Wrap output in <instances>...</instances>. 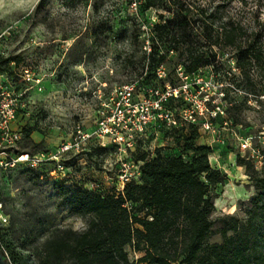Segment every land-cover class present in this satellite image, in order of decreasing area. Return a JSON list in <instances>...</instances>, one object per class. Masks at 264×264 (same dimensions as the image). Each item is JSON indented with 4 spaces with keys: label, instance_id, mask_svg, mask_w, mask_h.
I'll use <instances>...</instances> for the list:
<instances>
[{
    "label": "rangeland",
    "instance_id": "obj_1",
    "mask_svg": "<svg viewBox=\"0 0 264 264\" xmlns=\"http://www.w3.org/2000/svg\"><path fill=\"white\" fill-rule=\"evenodd\" d=\"M185 1L218 6L255 31L264 27V0ZM141 3L0 0V110L11 109L8 134L0 131V241L12 264H40L43 242L56 228H85L88 216L71 208L74 193L90 189L104 194L121 186L118 175L125 156L109 144L95 150L93 138L79 152L54 156L57 147L74 136L77 124L88 131L94 128L100 102L125 83H133L137 94L152 86L187 83L194 103L208 99L198 119L210 120L213 129L180 116L193 102L171 100L165 109L180 124L169 128L160 123L155 139L141 142L127 157L152 155L156 148L164 155L177 154L181 146L176 136L196 126L195 142L211 148V166L226 174L225 184L209 189L214 209L208 242H221L222 229L232 234L233 225L246 223L256 209L262 229L254 252L264 264V207L262 200L254 203L255 178L264 175V65H255L249 78L243 77L228 47L218 50L215 64L186 73L177 63L178 51L167 50L165 40L156 39L155 57L165 52L166 60L155 69L157 77L146 81L144 75L154 70L144 56L151 44V25L159 18L156 7L144 9ZM249 35L264 52L262 33ZM14 56L20 57L19 63H5ZM217 107L222 113L209 119L208 111ZM227 119L231 122L225 124ZM20 152L28 153V160H19ZM237 155L252 164L250 171L237 164ZM58 161L64 162L65 172L56 169ZM127 251L133 261L143 254L130 247Z\"/></svg>",
    "mask_w": 264,
    "mask_h": 264
},
{
    "label": "trees",
    "instance_id": "obj_2",
    "mask_svg": "<svg viewBox=\"0 0 264 264\" xmlns=\"http://www.w3.org/2000/svg\"><path fill=\"white\" fill-rule=\"evenodd\" d=\"M45 0H39L43 4ZM144 9L156 7L158 21L151 25V44L146 65L154 70L144 79L156 78L155 69L166 60L156 54V39L166 48L178 51L184 72L194 73L201 66L215 64L218 50L233 51L235 67L243 77L258 64L264 65L262 45L250 33L255 31L243 21L227 15L218 6L211 9L185 0H141ZM20 57L4 59L19 63ZM199 132L177 135L181 151L164 155L160 148L142 153L138 180H130L121 191L104 194L84 189L73 194L71 208L88 216L82 230L56 228L45 238L40 264H260L254 252L257 234L262 229L256 209L246 223L221 230L222 241L209 243L214 209L211 186L226 183V174L211 166V148L195 142ZM95 150H104L99 144ZM21 153V152H20ZM237 164L250 171L252 164L237 155ZM258 193L254 203L264 207V175L255 178ZM0 247L12 264L6 249ZM127 247L143 254L133 261Z\"/></svg>",
    "mask_w": 264,
    "mask_h": 264
},
{
    "label": "built area",
    "instance_id": "obj_3",
    "mask_svg": "<svg viewBox=\"0 0 264 264\" xmlns=\"http://www.w3.org/2000/svg\"><path fill=\"white\" fill-rule=\"evenodd\" d=\"M187 88V83L178 86L167 83L163 87H148L137 94L133 83L120 85L111 92L106 100L100 102L96 110L94 128L88 131L82 125L77 124L74 136L71 140L63 142L57 147L54 158L68 152H79L83 145L93 138L97 140L99 145L109 144L125 156V160L121 161L122 167L118 175L121 186L116 187L117 191H121L127 181L139 176L140 166L143 163V160L127 157V154L134 152L138 145L146 139L151 137L155 139L158 133L157 126L160 123L164 122L169 128L180 124L179 118L165 109L167 102L181 98L190 100L193 103H189L184 110L191 109L188 113L184 111V115L180 116L193 125L200 124L206 129L214 128L215 125L210 120L198 119V115L203 114L204 102L208 99L204 98L200 102L194 103L196 101L188 95ZM0 112V131L3 134H8V119L11 116V109L7 112L0 110ZM220 113L222 110L218 107L209 110V119ZM228 121L230 120L227 119L224 123L227 124ZM13 137L16 138V135L14 134ZM13 137L10 136L11 140ZM103 139L106 140L102 141ZM247 146L248 143H242L243 148ZM17 158L28 160V153H20ZM2 165L3 160L0 158V166ZM55 166L59 171L65 172L66 170L64 162L58 161Z\"/></svg>",
    "mask_w": 264,
    "mask_h": 264
},
{
    "label": "water",
    "instance_id": "obj_4",
    "mask_svg": "<svg viewBox=\"0 0 264 264\" xmlns=\"http://www.w3.org/2000/svg\"><path fill=\"white\" fill-rule=\"evenodd\" d=\"M0 264H11L9 260L5 259L0 247Z\"/></svg>",
    "mask_w": 264,
    "mask_h": 264
}]
</instances>
